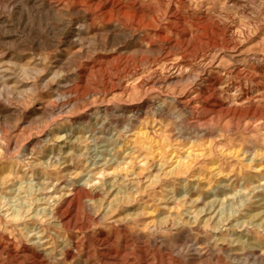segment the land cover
I'll return each mask as SVG.
<instances>
[{"label":"rangeland","instance_id":"rangeland-1","mask_svg":"<svg viewBox=\"0 0 264 264\" xmlns=\"http://www.w3.org/2000/svg\"><path fill=\"white\" fill-rule=\"evenodd\" d=\"M2 1L0 264H264V0Z\"/></svg>","mask_w":264,"mask_h":264},{"label":"bare ground","instance_id":"bare-ground-1","mask_svg":"<svg viewBox=\"0 0 264 264\" xmlns=\"http://www.w3.org/2000/svg\"><path fill=\"white\" fill-rule=\"evenodd\" d=\"M2 1V0H1ZM12 1V0H11ZM14 1V6H16L17 8V5L16 4H19L20 7H26L29 8V10L32 12V13H35L36 15H38L40 17V19H43V20H46V22L48 21L49 18H52L54 19V22L55 20H60V19H63L62 15L64 16V10H62L63 7H61V9H59L56 6H54L53 4L49 3L47 0H13ZM61 1V0H60ZM84 1V0H82ZM165 1V0H164ZM3 2V1H2ZM51 2V1H50ZM56 3V1H54ZM92 2V1H91ZM89 2V3H91ZM120 0H109L108 3H106V0H93V3H97L99 4L98 6H100L104 12H101V13H96V12H93L91 14H89L90 12L86 11V10H83V11H80V13L82 14L81 17H82V20L84 22H91V23H94L95 19H99V20H102L103 22H108V20H110L111 18H109V13L106 12L105 9H110V13H113L112 15L116 14V16H118V14L120 13V11L122 10V6H119L121 5L120 4ZM58 3V2H57ZM82 3V2H80ZM86 3V2H85ZM133 3V2H132ZM164 3V2H163ZM1 4V3H0ZM11 4V3H9ZM62 4V3H60ZM59 4V5H60ZM84 4V3H83ZM184 4V3H183ZM92 5V4H91ZM90 5V6H91ZM130 5V4H129ZM18 6V7H19ZM63 6V5H62ZM149 6V5H148ZM151 6V5H150ZM144 7V6H143ZM15 8V9H16ZM125 8V7H123ZM127 8V7H126ZM129 9L128 12L130 14L133 15V18H137L138 17L141 21V25L140 27L146 31H148V35L145 37V39L147 41H149V43L151 44L153 42V37L152 35L154 34V25H153V21H156L155 20V15H154V9L155 8H152V7H146V8H136L134 5H131V6H128ZM126 10V9H125ZM126 10V11H127ZM18 12V10H17ZM15 14V13H14ZM21 14H23L21 12ZM67 14V13H66ZM111 15V14H110ZM154 15V16H153ZM27 16V15H26ZM33 16V15H32ZM35 16V15H34ZM38 18V17H37ZM109 18V19H108ZM40 21V20H39ZM139 22V21H138ZM61 23V22H60ZM171 23V22H170ZM169 23V24H170ZM49 24V23H48ZM107 24V23H106ZM138 24V23H137ZM169 24L167 26H169ZM58 25V24H57ZM47 26V25H46ZM54 26V25H53ZM174 26V25H173ZM172 26V27H173ZM115 27H111L110 29H114ZM156 28V27H155ZM174 28V27H173ZM157 29V28H156ZM159 30V29H158ZM162 30V29H161ZM81 31V30H80ZM115 32V31H114ZM72 34V33H71ZM108 36V35H107ZM111 37H114L115 34L112 33L111 35H109ZM68 37V36H66ZM72 38V37H71ZM86 39V37H84ZM88 39V38H87ZM84 40V39H83ZM76 43H82V38L79 36V38H77V40H75ZM68 43V42H67ZM84 44V43H83ZM70 45V44H69ZM74 45V44H73ZM83 48V46H81ZM80 47V48H81ZM147 53H150V51H147ZM67 59V58H66ZM70 60V59H69ZM99 65V64H98ZM214 65V64H213ZM67 66V64H66ZM166 67V66H165ZM155 72V71H154ZM186 72V71H185ZM152 73V72H151ZM176 74V73H175ZM149 77H147L146 81L150 82L151 80V77L150 75H148ZM156 83V82H155ZM262 83V82H260ZM149 84V83H148ZM147 84V85H148ZM139 85V84H138ZM11 88V87H10ZM206 89V88H205ZM201 92V91H200ZM1 95V94H0ZM70 95V94H69ZM221 100V99H220ZM194 101V100H192ZM191 101V102H192ZM251 101V100H250ZM233 103V102H232ZM187 104H190L189 102ZM237 104V103H236ZM238 105V104H237ZM210 106V105H209ZM50 107V105H49ZM204 109V108H203ZM68 223V222H67ZM141 243V242H140ZM144 243V242H143ZM145 244V243H144ZM70 245V244H69ZM69 245H65L67 247H64L60 256H61V261H68L70 259H72L74 257V252L72 251L73 246H69ZM102 245V244H101ZM162 246V245H161ZM128 246L126 247L125 246V250H124V256L127 258L128 260V263L127 264H134V262H132L130 259H129V255L127 253V250H128ZM146 248V247H145ZM150 248V247H148ZM246 248V247H245ZM146 250V249H145ZM60 251V250H59ZM151 252V251H150ZM147 254V252H145ZM149 253V252H148ZM38 254V253H37ZM42 254V253H41ZM144 254V253H143ZM28 255V254H27ZM44 255V254H43ZM45 256V255H44ZM40 258V257H39ZM246 258V257H245ZM238 259V258H237ZM261 260H264L261 258ZM42 261V260H41ZM117 263H118V260H115ZM121 261V260H120ZM147 261V260H146ZM108 263V262H106ZM104 260L101 259V264H106ZM122 263V262H121ZM120 263V264H121ZM125 263V262H124ZM136 263V262H135ZM42 264V263H41ZM150 264V263H149Z\"/></svg>","mask_w":264,"mask_h":264}]
</instances>
